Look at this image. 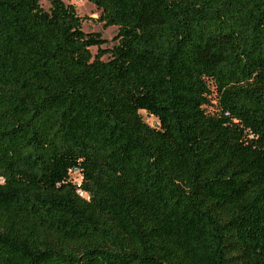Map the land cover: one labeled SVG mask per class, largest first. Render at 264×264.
I'll list each match as a JSON object with an SVG mask.
<instances>
[{
  "label": "trees",
  "instance_id": "obj_1",
  "mask_svg": "<svg viewBox=\"0 0 264 264\" xmlns=\"http://www.w3.org/2000/svg\"><path fill=\"white\" fill-rule=\"evenodd\" d=\"M47 1L0 0V264H264V0H85L111 48Z\"/></svg>",
  "mask_w": 264,
  "mask_h": 264
},
{
  "label": "rangeland",
  "instance_id": "obj_2",
  "mask_svg": "<svg viewBox=\"0 0 264 264\" xmlns=\"http://www.w3.org/2000/svg\"><path fill=\"white\" fill-rule=\"evenodd\" d=\"M65 4H72L75 7L76 13L79 17L84 18L82 21V31L85 33L95 32L99 33L103 39L107 41V44L103 45L102 48H111L116 44L113 41L114 36L117 33V29L112 26L107 29H103L102 23L98 22L100 11L97 10L93 5L86 2L85 0H62ZM40 5L43 9L47 10L49 8V3L47 0H40ZM92 55H95L97 50L96 48H90ZM104 61L107 60V57L102 58ZM140 115L142 120L150 126L156 125V120L149 116L147 113L141 111ZM70 178L73 182H80V175L75 170L70 173Z\"/></svg>",
  "mask_w": 264,
  "mask_h": 264
}]
</instances>
